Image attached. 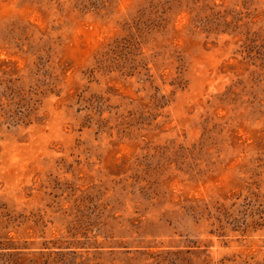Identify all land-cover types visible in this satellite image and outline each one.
Listing matches in <instances>:
<instances>
[{"label":"rangeland","instance_id":"374dc122","mask_svg":"<svg viewBox=\"0 0 264 264\" xmlns=\"http://www.w3.org/2000/svg\"><path fill=\"white\" fill-rule=\"evenodd\" d=\"M0 264H264V0H0Z\"/></svg>","mask_w":264,"mask_h":264}]
</instances>
